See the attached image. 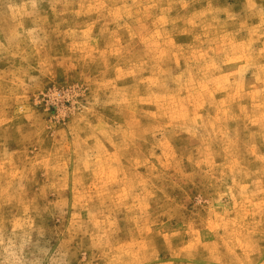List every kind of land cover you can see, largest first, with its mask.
<instances>
[{
	"label": "rangeland",
	"instance_id": "374dc122",
	"mask_svg": "<svg viewBox=\"0 0 264 264\" xmlns=\"http://www.w3.org/2000/svg\"><path fill=\"white\" fill-rule=\"evenodd\" d=\"M0 264H264V0H0Z\"/></svg>",
	"mask_w": 264,
	"mask_h": 264
}]
</instances>
